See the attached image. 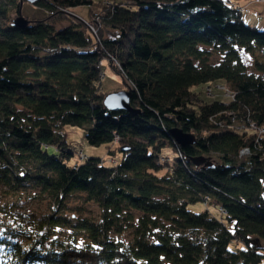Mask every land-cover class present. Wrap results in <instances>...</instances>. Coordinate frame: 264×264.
Returning a JSON list of instances; mask_svg holds the SVG:
<instances>
[{
    "label": "trees",
    "instance_id": "16d2710c",
    "mask_svg": "<svg viewBox=\"0 0 264 264\" xmlns=\"http://www.w3.org/2000/svg\"><path fill=\"white\" fill-rule=\"evenodd\" d=\"M24 1L0 0V264H264V30L229 0H35L17 26ZM104 59L135 115L104 105ZM216 82L234 99L193 90ZM68 125L120 161L69 166ZM72 197L98 217L60 213Z\"/></svg>",
    "mask_w": 264,
    "mask_h": 264
},
{
    "label": "rangeland",
    "instance_id": "374dc122",
    "mask_svg": "<svg viewBox=\"0 0 264 264\" xmlns=\"http://www.w3.org/2000/svg\"><path fill=\"white\" fill-rule=\"evenodd\" d=\"M231 3L236 4L237 6L241 7L242 17L246 24L250 26H254L259 30H264V0H229ZM99 5L93 7L94 12L99 11ZM91 7L90 6H79L71 8L70 11L76 15L78 18L82 19L83 21H88L90 23L91 20ZM65 11V10H63ZM21 14L23 17L28 19H35V18H44L47 15V11L44 8L35 6L34 4L24 1ZM68 25V21L64 20L62 22L57 23V27H62ZM243 61L247 65L249 70L252 69V58L249 55L243 54L242 55ZM215 59V58H213ZM101 87L103 92L109 94L113 92H118L121 90H126L125 84L122 80L120 74L116 73L110 66L106 59L102 61L101 64ZM210 89V93L208 95L205 94L204 90ZM195 92H198L200 97L207 101H219L224 103L227 99L225 97V93L228 92V88L223 85L221 82L216 83H209L207 85H200L193 87ZM127 91V90H126ZM208 93V92H207ZM65 131V138L67 142V149L73 151V156L68 161L69 166L79 165L82 163L80 161L78 153L79 151L86 157H94L99 158L104 161L106 166H115L121 158L119 152H116L114 156H110L108 151L110 149L114 150L117 145L113 143H103L98 146H92L87 143L85 139V129L79 128L76 126H66L64 128ZM254 131V130H253ZM117 141V140H116ZM116 143V142H115ZM52 151V150H51ZM169 156L173 157L174 152L167 150L166 151ZM5 199V198H4ZM51 204L47 201H30L24 200L20 203L19 213H23L25 215L26 221L36 220L38 217L42 215H46L51 211ZM191 209H199V205L196 207H189ZM17 210V211H18ZM214 212V211H213ZM60 213L63 215L71 216L72 217H80V218H91L95 217L96 219L99 214V209L97 205L94 203L86 204L79 199L78 197H72L65 202V205L60 210ZM16 214V213H14ZM17 215V214H16ZM74 215V216H73ZM10 222H8L9 224ZM23 224H26L25 222ZM28 227H32L30 224H26ZM131 230L126 229L120 235L112 234L113 238H118L124 242L130 241L131 237ZM80 241L83 239L79 237Z\"/></svg>",
    "mask_w": 264,
    "mask_h": 264
},
{
    "label": "water",
    "instance_id": "95a60500",
    "mask_svg": "<svg viewBox=\"0 0 264 264\" xmlns=\"http://www.w3.org/2000/svg\"><path fill=\"white\" fill-rule=\"evenodd\" d=\"M27 1L33 3L35 0ZM14 22L17 26L27 24V20L22 15H19ZM104 105L113 111H129L134 115L138 112L129 106V92L125 90L107 94L104 98ZM171 135L179 146H185L191 142L190 135L183 133L179 129L172 130Z\"/></svg>",
    "mask_w": 264,
    "mask_h": 264
},
{
    "label": "built area",
    "instance_id": "2783aa9c",
    "mask_svg": "<svg viewBox=\"0 0 264 264\" xmlns=\"http://www.w3.org/2000/svg\"><path fill=\"white\" fill-rule=\"evenodd\" d=\"M207 92L210 93V89L209 88L207 89ZM225 97L226 98H230L232 100V99H234V94L230 90H228V92L225 93ZM247 129H250L252 131L254 130V132H257V133H261V130L256 129V127L254 126V124H252L251 122L248 125V128ZM246 151H247L246 149L243 150V152H246ZM78 156H79L80 161L81 160H84L86 158L82 154L81 151H79ZM101 162H102V164H104V161L103 160Z\"/></svg>",
    "mask_w": 264,
    "mask_h": 264
}]
</instances>
